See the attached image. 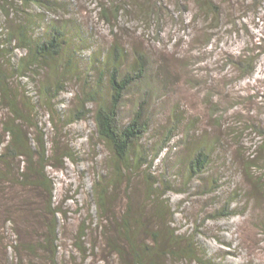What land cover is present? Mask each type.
I'll return each mask as SVG.
<instances>
[{"label": "rangeland", "instance_id": "374dc122", "mask_svg": "<svg viewBox=\"0 0 264 264\" xmlns=\"http://www.w3.org/2000/svg\"><path fill=\"white\" fill-rule=\"evenodd\" d=\"M213 2L209 13L196 0H58L49 9L11 0L9 16L0 4V45L9 48L1 58L6 66L7 59L18 64L26 54L12 37L29 22L36 36L57 22L70 35V52L76 50L74 70L65 74L66 92L52 105L44 100L43 88L58 76L47 67L11 78L25 115H31L25 126L33 144L46 146V173L59 210V264H131L126 218L140 246L157 252L146 257L149 263L264 264V0ZM104 4L112 10L122 6L117 20L107 22ZM116 45L125 51L122 73L132 69L140 53L147 61L146 75L127 91L120 111L127 122L143 103L149 130L137 149H145L152 161L120 177L113 154L96 132L94 115L73 118ZM246 54L258 64L254 74L243 76L238 66ZM62 58L66 63L68 54ZM101 92L102 97L110 93L107 78ZM89 107L95 110L96 104ZM8 113L0 101V119ZM200 137L214 150L212 161L192 175L190 161ZM255 157L263 182L246 172ZM152 184L158 190L150 196ZM104 186H109L106 211L98 200ZM1 191L9 200L25 196L35 202L39 216L34 223L22 220V210L13 215L28 226L30 239L42 240L46 220L54 218L42 207L43 189L6 183ZM162 202L164 220L157 216ZM229 204L235 214L219 217ZM171 228L183 237L181 248L195 243L198 257L167 253L178 250L167 239ZM16 233L14 223L0 221V264H42L48 254L32 260L17 246ZM153 233H159L158 243Z\"/></svg>", "mask_w": 264, "mask_h": 264}, {"label": "trees", "instance_id": "16d2710c", "mask_svg": "<svg viewBox=\"0 0 264 264\" xmlns=\"http://www.w3.org/2000/svg\"><path fill=\"white\" fill-rule=\"evenodd\" d=\"M27 5H35L42 8H48L57 4L58 0H20ZM202 10L210 13L211 8H214L213 0H196ZM11 0H2V9L9 16ZM216 8V6H215ZM103 16L107 22L111 23L113 20H117L122 6H115V8L109 9L105 4L102 6ZM33 15V14H31ZM147 16V15H146ZM32 22L25 23L21 27H18L16 35L12 37L17 42L18 48H23L26 54L22 56L18 64L11 62V59H7V66L3 64L1 58L3 54H8L9 48L2 47L0 45V101L8 109V114L5 119H0V221L12 222L16 226L17 246L20 247V251L25 252L28 256L34 259L42 260V253L48 254V257L42 260V264H59L58 263V221L57 213L53 203V184L52 179L46 173V163L48 161V155L46 146L42 143L39 146L34 145L30 136L28 128L25 126V122L32 121L31 115H25L24 109L21 106V102L18 93L15 91L11 78L15 75L27 76L30 73L40 70V68L47 67L50 71L57 74L58 78L56 83H47L44 85V100L48 104L52 105V102L59 99L62 93L66 92L65 86V74L74 70V58L76 50H73L71 54L70 35L66 30L60 27L57 22L51 23L47 26L43 34L38 36L30 34ZM5 52V53H4ZM68 54V61L62 63L63 56ZM124 49L119 46H114L113 51L110 53L108 62H106L105 69L101 71L100 80L95 82V87L89 91H85L80 98V107L77 110V114L73 117L75 120L87 118L90 114L94 115L96 132L100 139H102L109 147L113 154L117 171V175L124 176L127 170H132L134 167L141 168L145 165H151L152 161L149 159V154L145 149H137L138 143L144 137L149 130V121L145 116L144 105L141 103L135 110L132 118L125 122L121 118V107L124 101L127 91L136 83L143 80L146 75V58L143 54H138V59L134 62L132 69L126 73H122V58L124 56ZM71 54V55H70ZM62 58V59H61ZM65 58V57H64ZM257 58L251 54H246L243 61H238L243 76L252 75L257 69ZM105 78L109 83L110 93H106L102 97V84ZM63 104V102L61 103ZM90 104H96L95 110L89 107ZM22 107V108H21ZM52 119H55L54 117ZM34 126H38V123L32 122ZM201 143L198 145L193 158L190 161V168L192 175H199L204 172L212 161V154L214 150L208 148L206 141L200 137ZM42 149H40V148ZM68 156L72 154L68 153ZM66 155V156H67ZM259 157L249 159L247 164V175L251 178H257L255 171L259 169L260 163ZM150 180L153 178L149 176ZM261 182L263 176H259ZM260 181H255L256 186L262 187ZM8 183L11 188L14 184H19L24 187L30 185L34 189L41 187L43 193H45L46 199H44V205L42 206L44 211L50 215H54L53 220L47 221V231L44 233V238L38 241L30 239V231L28 226L20 225L13 213L16 210H22L24 215L23 221L27 220L28 224L34 223V217L39 216L36 211V207L32 206L35 203L32 199L22 197L13 201L12 197L4 195L1 190L4 189L5 184ZM154 186L157 184L153 183ZM151 187L150 196H153L158 190V187ZM157 186V185H156ZM43 187V188H42ZM109 186H104L100 189L98 194V200L100 208L103 211L107 210V192ZM166 193V192H165ZM2 196H5V200L2 201ZM30 197V196H29ZM16 202V203H13ZM38 214V215H37ZM235 214V211L231 209L230 204L219 212V217H230ZM157 216L161 220L166 217L165 204L162 202L159 205ZM140 223V220H137ZM125 227L124 234L128 240L130 247L134 250L133 261L131 264H158L156 260L148 262V255L157 253L152 246L141 247L138 232L131 233L130 221L126 218L123 221ZM143 227V226H142ZM138 227V231L142 229ZM172 229V228H171ZM169 229L168 240L172 241L173 246L177 247V251L168 250V254L179 257L183 254L188 256L197 255V247L195 243H189L186 248H181L180 242L183 239L182 236L177 235L176 229ZM162 232V230L160 231ZM159 232V233H160ZM159 233H153L152 237L155 242H159ZM15 245V248H17ZM117 252L121 257H124L122 249L117 248ZM166 253V254H167ZM33 264H37L34 262Z\"/></svg>", "mask_w": 264, "mask_h": 264}]
</instances>
